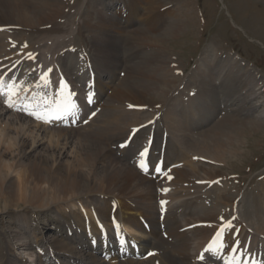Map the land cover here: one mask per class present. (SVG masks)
Here are the masks:
<instances>
[{"label":"rangeland","instance_id":"1","mask_svg":"<svg viewBox=\"0 0 264 264\" xmlns=\"http://www.w3.org/2000/svg\"><path fill=\"white\" fill-rule=\"evenodd\" d=\"M110 1L118 2V0H60V5H57V20L55 19V22L59 24L60 27L62 26L61 28L63 31L54 35L52 39L44 40V48L40 51L43 55H46L44 59H40L37 53L35 55V57L37 56L35 63L32 67L31 64L28 63L25 65L23 64V66L29 65L28 71H32V69L38 65L39 69L41 67L44 69L43 71L52 67L53 71L60 72V64H55L52 61L54 55L55 58L62 56L64 60H72L73 57L75 63H79L80 67L86 64L84 69H87L88 64H90L91 67L94 61L99 70L105 69L106 67L107 69L118 67L120 71L123 72L122 79L119 83H122V80L124 79L123 77L128 76L129 74L130 81L126 82V87L137 90L138 86H133L135 83L134 81H136L134 78L140 75L143 66L147 64L155 67L156 64L160 62L161 58L163 59L164 57L168 62L163 59L165 64H162V66L168 71L174 70L173 74H164L165 80L171 82V88L168 90L165 96L166 98L164 97L165 100L162 98L160 103L152 106L147 105V107L138 104L134 105L135 107H141L144 111L138 112L137 119H132L124 125L116 138H113L110 145H104L108 152L102 158L93 162L94 167L85 166V168L83 167L80 170L81 175L79 176V180L84 187L77 195H72L73 198H76V201L72 198V202V199L67 197V202H61V205H51L49 208L44 207L41 209H38V206L33 205L31 200L28 199L30 198L29 196L32 189V177L29 176L26 181L27 191L24 197H17L16 194L11 193L12 191L7 188L8 185L14 183L17 188L19 184L17 182L18 174L19 172H22L23 166L28 165L31 162L39 163L44 156L52 157L48 167L52 169L57 168L59 171L62 170V172H67L76 160L79 162L81 158L84 157L81 155L83 154L81 148L86 144V140L89 141V144L93 142V139L88 138L87 135L93 137L92 134H95V132H93V128L89 127L80 129V123L76 128L77 130L60 128L65 131L64 134L60 137H51L52 133L57 128L41 123L37 124L32 119L18 115L11 110L8 113H4L0 107V115L3 113L0 117V153L6 150L8 151V155L3 161L1 160L0 164V177L4 179V184L1 185L0 189V247L2 245V249L8 255L11 264H40L39 258L42 256L41 253L43 252L45 255H49L44 258L45 261L42 262L41 260V264H60L59 261L58 263L54 262V256L49 252V249L51 245L63 242V238H65L63 235H66V238L73 237L76 240L80 237L84 238V240H87V238L89 240L92 236L97 235V232L94 234L88 232V229L84 230L86 231L85 233L75 221L72 222V226L69 227L70 230L66 229L63 223L57 224L56 222L62 219L60 214H63L62 209L64 208L68 213L74 212L80 219L86 222L88 221L87 223L90 226L94 225L95 228H97L100 223V227L102 225L101 228L105 231L108 229L115 230L110 223L103 222L97 213H94L95 209H98L103 205L104 200L99 194L105 188L106 177L109 175L111 176L113 172L112 170H119V167L125 163L116 155L114 147L125 140L128 134L133 133L135 131L134 129L139 128L140 131L134 138V140L137 141V139L144 133V127L141 126L149 121L154 123V126L150 128L152 134L147 133V135H145L146 140H143L142 143L149 140L152 143L151 147L155 145L157 150H160V147L163 144L167 146L169 138L165 128H167L166 125H169V121L165 122L162 120L163 113H165L167 108L172 106L173 102H176V99H178L177 104L180 101L182 102V106L180 105L179 107L186 110L185 114L187 117L180 121L183 125H188L186 128H189V130L188 132H182L184 136L180 137V141L182 142L181 146H175V148H171L169 152L167 148L164 150V159L170 161L171 164H173V162L179 163L181 161L178 165H175V168L173 167L174 169H172L171 172L180 168L188 169L186 162L182 161V153H187L189 149L194 150L196 144L194 145L193 142L201 139L205 133L219 132L220 135L223 133L224 135L226 134L230 136L231 134H233V136L239 135L240 133L243 134V136L241 134L239 135L241 137V143L239 145L240 153L236 155V157H231L227 165L222 164L220 166V174L224 175V177L216 178L218 180L215 181L216 179H214V181L216 184L225 182L223 184L224 187L223 185L222 187L220 185L218 187H220L222 193L226 192L225 194L230 197H227L230 201L228 204L230 205L226 208L227 211L224 215L225 218L230 219L228 214L230 211L234 210L235 205L236 213L233 214L232 217L236 216L240 221H244L242 223L237 221V224L242 226L238 235L239 239L242 244L250 239L251 248H256L259 244L258 242H263L264 240V206L261 209H258L259 211L261 210V213L253 211L255 210V203L258 200V196L260 198L264 196V102L262 103L258 98L254 100L255 102L243 99L241 102L242 109H246L251 105H257V108L248 116L242 115L243 113L239 115L237 111V108L240 106L239 100L235 99V102H232L229 107L224 104L221 105L220 102H222V98L229 96V92L223 90L220 85H217V88L213 90V95L214 97L216 96L217 100L220 102H216L217 104L214 106V112L205 108L206 106H212L213 102L211 100L203 101V99L206 98L202 99L201 97V99L197 101V104H199H196L197 108L202 105L199 108V112L196 111L199 114H197V116H205V119L207 120L206 123L199 125L198 123L200 121L188 119V115L190 114L186 105L188 103L187 100L183 99V97L187 98L186 94L188 97H191L188 94V92H190L187 90L188 88L184 89V92L180 97L174 90L180 84H186V87H188V84L191 85L189 87L191 90L190 95L193 94V90H196V92L201 90L203 80H201L196 74L192 75V73L198 68H201L202 70L205 69L210 74L212 71L214 73V70H223L222 74L218 75L219 79L218 77L214 78L216 79L215 83L218 84L219 81L221 82V78L222 86H232L234 88L235 98L238 95L246 97L253 92L249 87V84H251L250 81H254L246 74L245 69L255 71L264 83V0H161L159 2L161 5H159V3H153L152 0H134V2H131L132 0H123L124 2H121L120 5L114 6L113 9H109L107 6ZM176 2L178 3L176 4ZM169 12H171V16L166 18ZM2 15L3 14L0 11V22L1 20H4ZM173 15L176 16V21H174L175 19L173 18ZM125 16H127L126 19ZM119 17L121 20H119ZM51 20L53 19L51 18ZM127 25L128 27H126ZM0 35L3 37L4 41H23L24 45L26 44L28 46V44L34 43V46H36V34L34 31L24 35H10L8 39L2 34ZM127 36L129 37V42ZM10 46H13V44L11 43ZM80 48L82 50H90V52H88L89 54L79 53ZM28 52L31 51H27L26 53ZM69 52L72 54H68ZM230 55L237 59L239 58L238 61L240 62L235 64L231 63L229 59H225V56ZM64 56L66 57L64 58ZM83 57L86 58V60H83ZM79 60L81 61L79 62ZM157 60L158 62H155ZM66 63L68 65L70 61H67ZM80 63L83 64L80 65ZM14 68L15 66L13 69ZM70 68L71 69L69 70L67 66V69L70 71L68 74H70L71 78L77 77V81L75 80L74 82V86L77 87L78 80H80V77H78L79 74H76V77H74L75 70L73 71L71 66ZM23 70L24 69H18L13 75L18 77L16 82L20 83L22 87L31 89L30 95L44 96V92L48 93L50 89L58 84L59 79L58 76H56L57 72L56 74L53 72L50 74L53 83L48 89L35 88V84L38 81L35 79L39 78V76L37 77L34 72L24 76ZM37 70L38 69H36V71ZM182 72L183 74L181 75ZM98 73H100V71L92 73L97 80H99L100 77L105 76L102 73L98 75ZM90 76L91 75L89 74V78ZM105 77L106 79L103 78L104 80H100L104 81L103 83H105V85H110V79L107 76ZM246 77H248V80L250 81H248ZM172 81L174 82L172 83ZM186 81L188 83H186ZM95 87L97 88V84H95ZM156 87L163 89V87L160 86ZM77 89L81 90L79 86ZM84 91L85 89H82L83 93ZM185 91H187L186 94ZM112 93L113 88H111L110 91H107L104 106L102 105L103 109L107 107L108 104L106 101L109 100L108 97H110ZM87 96L88 93L86 94V97ZM0 105L3 108L5 107L2 102H0ZM123 105L129 109V106L127 105L130 104L121 102L120 106ZM202 107L206 110L202 109ZM100 112L101 110L95 116L91 117L88 123L89 125H102L105 115ZM221 112L223 113V116L219 119L222 115L220 114ZM102 114L104 116H102ZM17 116L20 118L23 117L21 121L16 119ZM93 119L95 122H92ZM84 121L86 120H83V122ZM223 121H227L229 124H219ZM189 123L193 126L190 127ZM229 125L233 126V130L229 129ZM129 130L132 131L129 133ZM84 132H87V135ZM108 135L109 134L107 133V136ZM14 140H16L15 143H13ZM125 141L123 142L124 144ZM98 144L91 146V149L94 150L98 148L102 152L103 145ZM130 147L133 146L130 145ZM142 148L144 149V146ZM127 153L129 154V150ZM171 153L177 154L172 157L170 155ZM158 157H160V154ZM118 158L120 159V163L116 164ZM43 171L45 170L43 169ZM129 173L134 174L133 182L126 181L121 176L114 177L113 184L117 183L122 187V189H119L118 191H125L127 188L126 185L129 183L135 185V183L139 184L145 180H152L151 178L145 179L139 171L135 172L129 170ZM94 175H96L97 178H95ZM230 176H232L231 179H233V182L231 181ZM44 179L46 182V177H44ZM175 180H177V177L169 182V191H172V196L168 194L162 195L164 196V200L167 199L168 196H171L172 202L176 201L175 203H177L182 199V204H184V202L188 200V197L195 198V195H193L194 197L192 196L193 193L188 197L182 198L183 194L181 193V190H183L182 187L186 184L183 183V186V184L180 183V180ZM237 181L238 183H236ZM45 182L42 185V189L47 193L45 196V199L47 200L52 188ZM211 182H213V180H211ZM154 183L157 186L158 183ZM202 189H197L196 192L200 196H205V201L203 202L208 206L206 207V212H208L211 210V200L213 199L212 193H214V191H211L213 190L212 188L210 190L205 189V191H202ZM175 190H177V194ZM14 191H17V189ZM200 191H202L203 194H200ZM233 191H235V193H233ZM115 194L117 193L115 192ZM234 194L236 200L234 199ZM179 195L181 198H179ZM200 200H198L197 203L201 206L202 201ZM155 201L153 202V204L156 205L154 208H157ZM251 201L253 205L251 204ZM172 202L169 198L170 204L168 205L167 216L169 213L170 215H173ZM189 202V205L187 204L188 206L191 204L197 205L196 201ZM150 203L151 202H147L146 206ZM175 203L173 204L174 206H178L180 203L178 208L184 207L181 202H178L177 204ZM157 213L158 211L156 209V214ZM95 214L97 218L95 217ZM184 216V213L182 216H178V220L182 226L178 225L177 231L186 226L196 225L190 231H193L194 233L197 232V234L192 237L193 234L189 233L187 235L188 241H186L187 238L176 240L177 246H174L173 249L169 248L161 252L156 259H159L162 264H185L186 262L189 264H204L196 263L194 261L195 257H197L200 252V249H196V247L200 245L204 238H207L208 240L211 238L213 232H215L216 228L219 226L220 216L218 219L213 218L208 223H197ZM92 217L94 218L92 219ZM209 225H212V227H209ZM238 225H235V228ZM73 227L75 228V232L72 235V231H74L72 230ZM95 228H93V230H95ZM249 228L253 229L251 233L249 232ZM111 230L110 233L112 234ZM136 231L140 233L141 229ZM132 232L134 233V231ZM187 232L182 233L187 234ZM144 235L145 237L141 235L133 236L130 234V239L135 238L142 242H153V239H151L149 235ZM100 238H102L101 235H99V239ZM75 241L71 242L72 244L70 243L71 245L68 246L74 249L72 254L69 255L70 257L67 255L65 257H55L58 260L61 258H71L74 261L72 262L73 264L76 262L81 264L83 262L84 264H100L101 261L98 258H103L100 256L101 250H95L92 254L88 253L87 255V253H85L86 251H84L85 248L74 243ZM27 244H30V246H25ZM85 250H87V248ZM258 251H262V249H258ZM119 261L123 262L116 264H149V262L144 263L132 261L130 258H127L125 261L123 259L118 260V262ZM153 261L154 260L151 262ZM69 262L68 259L65 260V263ZM106 264L110 263L107 262Z\"/></svg>","mask_w":264,"mask_h":264},{"label":"bare ground","instance_id":"2","mask_svg":"<svg viewBox=\"0 0 264 264\" xmlns=\"http://www.w3.org/2000/svg\"><path fill=\"white\" fill-rule=\"evenodd\" d=\"M160 1L161 0H152V2L156 3V4L159 3ZM121 2H124V1L123 0L122 1L118 0V2L117 1L116 2L110 1L108 3L107 7L109 9H111V8L113 9L114 6L120 5ZM131 2H134V0H132ZM177 3L178 2H176V4ZM57 5H60V0H0V11L3 14L2 16L4 17V20H1L2 23L0 22V34H2L6 39H8L10 35H12V36L24 35V34H27V33L33 32V31L36 34L35 35L36 46H34L35 45L34 43H32V44L30 43V44H28L27 48L22 47L24 45L23 41H10V40L4 41L3 37L0 35V74H4L6 71H8L10 68H12L14 66L16 67L17 70L18 69H24L23 70L24 76L32 73L33 69H35L34 73L37 75V77L43 72L44 69L42 67L39 69L38 65H36L35 68L32 69V71H28L29 65L23 66V64L25 65L28 63V64H31V67H32V65L35 63V61H33V60L31 61V60L26 58V56H27L26 52L27 51H31V53H33V54L35 53L34 55H36L38 53V56L40 57V59H44L46 57V55H43L40 52L42 50V48H44V40L52 39L54 37V35L63 31V29L61 28L62 26L60 27L59 24H57L55 22L56 15H57L56 12L58 10ZM159 5H161V3H159ZM122 9H124V8H122ZM171 12L168 13L167 17L166 16L165 17L166 18L170 17ZM51 18L53 20H51ZM173 18L175 19L174 21H176L177 18L175 15H173ZM119 20H121L120 17H119ZM47 25H50V26H47ZM126 27H128V25ZM123 28H125V27H123ZM65 31H67V30H65ZM65 34H67V33H65ZM69 36H70V34H69ZM59 39H60V37H59ZM54 40H56V39H54ZM128 42H129V37H128ZM11 43L13 45H15V47L10 46ZM112 43H111V46H112ZM45 48H46V46H45ZM56 50H57V48H56ZM88 52H90V50H85V49L82 50L80 48L79 53L89 54ZM73 53H75V52H73ZM68 54L71 55L72 53L69 52ZM65 57L66 56H64V58ZM163 59L168 62V60L166 58L163 57ZM163 59L161 58L160 62L158 64H156L155 67H152L151 65H147V64L143 66L140 75L139 76L137 75L138 77L134 78L136 81H134L135 83L133 86L136 85V86H138V88H137V90H133V89L126 87V82L130 81L129 74H128V76L123 77L124 79L122 80V83H119L120 80L122 79L121 77L123 76V72H121L118 67L110 68V69H107V67H106L105 69L99 70L97 68V64L93 61L91 67H90V64H88L89 66L87 67V69L86 68L84 69V66L86 64L83 66L82 65L83 63H80V65H82V67H80L79 63H75V59L73 57H72V60H69V59L64 60L62 56H58L55 58V55H54L53 59H52L53 63H55V64L59 63L60 64V72L56 71L57 72L56 76H58V79L61 76H63V78L70 83L72 90H74L78 93V96H77V98L79 99L78 115L81 117V116H84L85 114H91L90 117L88 118L87 123L84 126L80 127V129L85 128V127L93 128V132H95V134H92L93 137H91L90 135H87V132H84L88 136V138L93 139V142H91L89 144V141L86 140V144L83 145L81 148L82 152H83V154H81V155H83L84 157L81 158V160L79 162H78V160H76L74 162V164L72 165V167L67 170V172H62V170L59 171V169H57V168L52 169V168L48 167V164L50 163L52 157H47V156L42 157L41 162H39V163L31 162L28 165L23 166L22 172L21 173L19 172V174H18L17 182L19 184H18L17 188H16L15 184L13 183V184L8 185V187H7L8 190H11L12 191L11 193L16 194L17 197H24L26 194V191H27L26 181H27L29 176L32 177V179H33L32 187H31L32 189H31L30 196H29L30 198H28V199L31 200L33 205L38 206V209H41L44 207L49 208L51 205H55V206L61 205L62 204L61 202H67V197H70L72 199L73 198L72 195H77L78 192L84 187L82 185V182L79 180V176L81 175L80 170L83 167L85 168V166L94 167L93 162H95L97 159L102 158L108 152L107 149H105L106 147L104 145H110L113 138H116V136L123 129L124 125H126L132 119H137L138 114H139L138 112L144 111V109H141V107H135L134 105L138 104V105H144L146 107H147V105L152 106V105H155L157 103H160L161 99L162 98L164 99V97L166 96L168 90L171 88V82L165 80L164 74H166V75L173 74L174 70L168 71L166 68H164V66H162V64H165V61H163ZM225 59H229L231 63H235V64H238V62H240V61H238L239 58L237 59L231 55L225 56ZM57 60H59V61H57ZM83 60H86V58L83 57ZM67 61H70V63H68V65L66 63ZM80 61L81 60H79V62ZM150 61H152V60H150ZM155 62H158V60ZM61 66L64 70L61 68ZM67 66H68L69 70L71 69L70 66L73 68L72 69L73 71L75 70L74 71L75 72L74 77H76V74L77 75L79 74L78 77H80V80H78L79 82L76 85L77 87L74 86V82H75V80L77 81V77L76 78L70 77V74H68V72H70V71L67 69ZM36 69H38V70L36 71ZM90 69H91L92 73L93 72L97 73L100 71V73L107 76L110 79V85H107V84L105 85V83H103L104 81H101V80H104L103 78L106 79L105 76L100 77L101 80L100 79L97 80V78L95 79V76L91 75ZM82 70H84L86 74L81 75L80 72ZM195 71H196V73H195ZM195 71L192 73V75L196 74L198 77L201 78V80H203L204 88L202 86L201 90H199L198 92H196V90H193V94L190 95L191 90L189 89V87L191 85L188 84V87H186V84H183V85L180 84L181 86L178 84L179 86H177L174 91H175V93H177V95L179 94V97H180V95H182V93L184 92V89L188 88L187 90L190 91V92H188V94L191 97H188V95L186 94L187 91H185L187 98L183 97V99L187 100V103H188V104H186L187 110L190 112V114L188 115L189 116L188 119L200 121L198 123L199 125L206 123L207 120L205 119L206 117L204 115H203L204 117L197 116V114L199 112V108H200V106H202V105H200L197 108L196 107L197 101L199 99H201V97H202V99L206 98V99H203V101L211 100L213 102L212 106L211 107L206 106L205 108L210 109L212 112H214L215 111L214 106L217 104L216 102L218 100H217L216 96L214 97V95H213L214 91L213 90H215L217 88L216 87L217 85H220L223 90L229 92L228 93L229 96L226 95L227 97L222 98L223 99L222 102H220V101H218V102H220L221 105L224 104L227 107H229L230 104H232V102H235V99H238L239 103H240L239 108H237L239 115L243 113L242 115L248 116L257 108V105H251L250 107H248L246 109H242L241 108V105H242L241 102L243 99H245L246 101L255 102L254 100L256 98H258L260 101H262V103L264 102V83H263V80H261V78L253 70H246L245 69L246 74L248 76H250L251 79L254 81V82H252V81L248 80V77H246L247 80L251 82V84H249V87L253 90V92L248 94L246 97L242 96V95H238L236 98H235V94H234V88L232 86H222V79L221 78H220L221 82L219 81L218 84L215 83L216 79H214V78H217L218 75L222 74L223 70H214V73H216V74H214L213 71L210 74L205 69L202 70L201 68H198ZM53 72H54V74H56L55 71H53ZM87 72L91 75L90 78H89V74ZM183 72L181 73V75L183 74ZM100 73H98V75H100ZM87 75H88V77H86ZM140 78H141V80H140ZM176 79H178V78H176ZM218 79H219V77H218ZM35 80H38V78H36ZM168 80H169V78H168ZM211 80H213V81H211ZM173 82L174 81H172V83ZM186 83H188V82L186 81ZM93 84H94V86L92 87ZM95 84H97V88L95 87ZM78 86L81 90L77 89ZM156 86L163 87V89L157 88ZM111 88H113V93L111 94L110 97H108L109 100L106 101L108 104V105L106 104L107 107L105 109H103L102 105L104 106L105 98L107 97L106 96L107 91H110ZM193 88L195 89L194 86H193ZM82 89H85L84 93L82 92ZM93 92H94L95 96L92 97V102L89 103L87 97L89 95L92 96ZM87 93H88V96L86 97ZM108 94H110V93H108ZM81 96H85V99H81ZM192 96L193 97L195 96V97L193 98ZM170 98H172V97H170ZM177 100L178 99H176V102L172 103L171 107H169V108L166 107L167 110L165 111V113L162 112L164 114L162 120H164L165 122L169 121V125H166L167 128H165L167 130L166 133H168V138H169L167 146H165V144H163L160 147V150H157V147L155 145L153 147H151L152 143L149 140L145 143L144 142L142 143L143 140H146L145 135H147V133L152 134V131H150V128H152L154 126V123H151V124L145 123L144 133L137 139V141H135L134 138H135V135L140 131V129L139 128L134 129L135 131L133 133H130L132 130H129L130 134H128L127 138L125 139L126 141L123 140L122 142L118 143L114 147V152L116 153V155L121 160H123L125 163H123V165H121L119 167V170H116V171L112 170L113 172H112L111 176L109 175L106 177L105 188L99 194V196H102L101 198L104 200L103 205L100 206L98 209H95L94 213H97V215L99 216V218L103 222H108L112 225L113 220H115L121 227L126 229L133 236L141 235V236L145 237L144 234L146 233V235H149V237L151 239H153V242H150V241L149 242L148 241L141 242L140 241L139 242L140 250H137V248L135 249V247H134L135 245L133 246V248H130L128 246L126 247V250L130 254H133V256H136V257L138 255V253L140 254V253H144V251H146L145 253H147L149 251H153V255L149 256L146 259H144L142 256H138L137 260L135 259L132 261H139V262H144V263L149 262V264H162L159 259H156L157 256L161 252H163L169 248L173 249L174 246H177L176 240L187 238L186 241H188L187 235L189 233L193 234L192 237H194L197 234V232L194 233L193 231H190L196 225L186 226V227L180 229L179 231H177L178 225L182 226V224L178 220L179 215L182 216L184 213L185 218L192 219L193 221H195L197 223L198 222H207L208 223L213 218L218 219L219 216L223 217L226 214L227 206L230 205V204H228L230 202L228 200V198H230V197L227 196V194H225L226 192L223 191L224 193H222L221 192L222 190H220V187H218L219 185L222 187V185L225 182L216 184L215 181L218 180L216 178H220V177L223 178L224 177V175L220 174L221 173L220 166L222 164L227 165L228 161L230 160L231 157H233V156L236 157V155H238L240 153L239 152V145L241 143V140H240L241 137L239 135L241 134L243 136V134L240 133L239 135H236V136H233V134H231V136H230V135H226V134L224 135L223 133H222L223 135L222 134L220 135L219 132L218 133L210 132L209 134L205 133V135L201 139L193 142L194 145L196 144V146H194L195 147L194 150L191 148L192 150L189 149L187 153H184V152L182 153V161L186 162L188 169H181L180 168V169H177L176 171L171 172L172 169L170 167L172 165H178L181 161L178 160V161H180L179 163L173 162V164H171L170 161H167L166 159H164V150H166V148H167V150L169 152L171 150V148H175V146H181L182 142L180 141L181 140L180 137L184 136V134H182V132H188V130H189V128H186L188 125L187 126L183 125L180 121L183 118H187V117L185 114L186 110H184V108L179 107L180 105L182 106V102L180 101L181 103L178 102V104H177ZM121 102H125L126 104H130V105H127V106H129V109L126 108L124 105L120 106ZM197 105H199V104H197ZM0 107L4 111V113L10 112V110L7 109L6 107L3 108L1 105H0ZM203 107H202V109L206 110ZM100 110H101L100 113H103L105 115V119L103 120V122L101 121L102 125L101 126L89 125L88 123H89L91 117L95 116ZM196 111H198V112H196ZM149 112H151V111H149ZM206 113H208V112H206ZM103 114H102V116H104ZM220 114H222V115L219 119H221L223 116L222 112ZM1 115H0V117H1ZM218 115H219V113H218ZM196 116H197V118H196ZM22 118H20L18 116L16 117V119L18 121H21ZM25 119H27V118H25ZM227 121H225V122L223 121L219 124H222V123L229 124V122H227ZM92 122H95V120L93 119ZM189 125H190V127L193 126L190 123H189ZM51 129H53V128H51ZM61 129H63V128H61ZM61 129L60 128L55 129V131L52 133L51 137L62 136L65 131L61 130ZM229 129L233 130V126L229 125ZM75 130H77V129H75ZM107 133L109 134L108 136H107ZM164 134H165V132H164ZM106 136H107V138L105 139ZM191 138H192V136H191ZM124 141H125V144L123 143ZM132 141H134V142H132ZM15 142H16V140H14L13 143H15ZM99 142H101V143H99ZM131 142H132V144H131ZM177 143H178V145H177ZM97 144L103 145L102 152L98 148H96L94 150L91 149V146L97 145ZM130 145L133 147H130ZM143 146H144V149L148 148V156H147V163L149 160V163H148L149 171L147 172L148 175H145L140 170H138V165L142 159L140 157L139 153L144 150L142 148ZM141 149H143V150H141ZM128 150H129V154L127 153ZM181 150H183V149H181ZM7 152L8 151L6 150V151L0 153V164H1V160L3 161V159L8 155ZM159 154H160V157H158ZM176 154L177 153H171L170 155L172 157H174V155H176ZM151 155L153 156L154 161L149 158V156H151ZM119 158L117 159L116 164L120 163ZM178 161H176V162H178ZM157 165H159L160 168L162 169L161 173H159V174H157L155 171V166H157ZM43 169L45 171H43ZM129 170H132L135 172L139 171L141 173V175L144 176L145 179L151 178L152 180H145L144 182L139 183V184L135 183V185H131L129 183L128 185H126V187H127L126 190L123 192H120L118 190L119 189L121 190L122 187L119 186L117 183L113 184L114 183L113 179L116 176H121L126 181L133 182L134 174L129 173ZM94 176H95V178H97L96 175H94ZM169 176L171 177V179H168ZM44 177H46V182H45ZM176 177H177V180H175V181L180 180L181 184H183V183L186 184L185 186L183 184L184 187H182L183 190H181V193L183 194L182 198L188 197L192 193H193L192 196L195 195V198H189L188 197L187 198L188 200L186 202H184V204H182L183 203V201H181L182 199L180 201H178V202H181V204L185 207V210H184V207L178 208L180 206V203L178 206H174L173 204L176 201L172 202V197H171L172 191H169V189H170L169 188V186H170L169 182L173 181ZM231 178H232V176H230V179ZM214 179H216V180L214 181ZM211 180H213V182H211ZM231 181L233 182V179H231ZM44 182L52 188L51 193H49V196L47 197L48 198L47 200L45 199V196L47 193L45 192V190L42 189V185L44 184ZM154 182L158 183L157 186L155 185ZM236 183H238V181ZM3 184H4V179L0 177V189H1V185H3ZM173 184H171V185H173ZM179 186H181V185H179ZM223 187H224V185H223ZM175 188H178V187H175ZM211 188L213 189L211 191H214V193H212L213 194L212 195L213 199L211 200L212 205L209 204V205H211V208H210L211 210L206 212V207H208V206L206 205L205 202H203V201H205V196L198 195L196 190L202 189V191L203 190L205 191V189L210 190ZM216 188H218V189H216ZM16 189H17V191H14ZM162 189H167L168 191L163 192V191H161ZM175 191L177 194L178 193L177 190H175ZM202 191H200L201 192L200 194H203ZM228 191H229V189H228ZM115 192L117 194H115ZM173 193H174V191H173ZM233 193H235V191H233ZM252 193H251V195H252ZM166 194L171 195V196H168V198L166 197L167 199L164 200L163 199L164 196H162V195H166ZM169 198L171 199V202L173 203L172 204L173 207L172 206L171 207L173 208V215L174 216L172 214L170 215V213L167 216L168 207H169L168 205L170 204ZM177 198H178V196H177ZM179 198H181V196ZM73 199L76 201V198H73ZM73 199L71 200L72 202H73ZM192 199H194V200H192ZM200 199H202V200H200ZM234 199H235V194H234ZM257 199L258 200L255 203L257 207L255 206V210H253V211H255L256 213H259V212L261 213V210L259 211L258 209H261L264 206V196L261 198L258 196ZM198 200L202 201L201 206L198 205V203H197ZM235 200H234V202L236 203ZM154 201L157 204V208H154V207H156V205L153 204ZM161 201H166V203L162 206ZM189 201H191V202L196 201L197 205L191 204L190 206H188L190 203ZM220 201H221V203H220ZM78 202H79V200H78ZM147 202H151V203L148 206H146ZM177 203H175V204H177ZM251 204H252V201H251ZM160 208L166 209L165 213H159L158 209H160ZM156 209L158 211L157 214H156ZM62 211H63V214H60V215L64 221L61 219L62 221L58 220L56 223L57 224L63 223V225L66 229L70 230L69 227H71L72 222L75 221L78 223L79 227H81V229H83V231L86 228L90 227L89 230L91 233L95 234L96 232H100L99 229L95 228L94 225H93L94 227L90 226L87 223L88 221L86 222V221L80 219L78 216H76L74 212L72 213L69 210L70 213H68L65 208L62 209ZM235 213H236V208L234 205V210L230 211V213L228 214L230 216V219L232 218V215ZM95 217L97 218L96 214H95ZM234 217H236V216H234ZM93 218L94 217H92V219ZM237 221H240V220L236 217V219L233 221V223L235 225H238ZM240 222L242 223L244 221L241 220ZM207 223H204V224H207ZM245 223H243V224H245ZM145 227L147 228L146 230L144 229ZM93 228H95V230H93ZM241 228H242V226L238 225L235 229H238L239 233H240ZM140 229H141L140 233L138 231H136V230H140ZM249 229H250L249 232L251 233L253 229H251V228H249ZM72 230H74V231H72V235H73L75 232V228L73 227ZM132 231H134V233ZM76 232H77V230H76ZM84 232L86 233V231H84ZM182 232H187V234L182 233ZM180 233H182V234H180ZM214 233L215 232H213V235H214ZM239 233H238V235H239ZM59 234H60V230H59ZM212 236L209 240L207 238H204V240L200 243V245H198L196 247V249H200L198 256L195 257V259H194V261L196 263L214 264L212 259H207V258L204 260L199 259V257L201 256V253H204L205 257L211 256L210 255L211 253H205L204 247L206 248V246L209 244V242L212 239ZM63 237H65V238H63L64 241L60 242V243L58 242L56 245H51L49 252L52 254V256H54V259H53L54 262L58 263V261H59L60 264H63V263H65V260L68 259V261H70V262L65 263V264H73L72 262H74V261L71 258H61L58 260L55 257V256L65 257L66 255L69 256L74 251V249H72L68 246L71 245L72 244L71 242L75 241L76 239L73 237L72 238L71 237L66 238V235H63ZM59 238H60V236H59ZM77 240L74 243L79 244V246L81 245L82 248H85V249L87 248V250L84 249V251H86L85 253H87V255H88V253H91V251L97 250L98 248H99V250L101 248H105L104 244L100 245V242L97 240H94L93 238L90 240H88V238H87V240H84V238L80 237ZM110 240H113V238ZM136 240H138V239H136ZM250 242H251L250 239H248L243 244L241 243L243 246L241 247V249L237 253H241L243 255V258H252L254 256L256 258L255 259L256 261H257V257H259V256L264 257V248H262V247H264V240H263V242L259 241L258 242L259 244L254 249L251 248ZM247 244H249V247L246 249ZM25 246H30V244L29 245L27 244ZM47 249H48V247H47ZM258 249H262V251H258ZM110 250H111L110 248H106L105 256L107 254H110ZM119 250H120V247L113 251V252H115V254L112 253V256H113L112 260H117L119 258H122V255H119ZM133 251H135V253ZM41 254H42V256L39 258L40 264H41V260H42V262L45 261L44 258L49 255V254L45 255L44 252ZM222 254H224V253H222ZM225 255H228V253H225ZM98 259L101 261L100 264H106L101 258H98ZM152 260H154V261L151 262ZM120 262H123V261H119L117 263H120ZM85 263H87V262H85ZM0 264H11V261L8 259V255L2 249V245L0 247ZM74 264H81V263L76 262ZM82 264H84V262ZM87 264H90V263H87ZM110 264H116V263H110ZM185 264H189V263L186 262Z\"/></svg>","mask_w":264,"mask_h":264},{"label":"snow or ice","instance_id":"3","mask_svg":"<svg viewBox=\"0 0 264 264\" xmlns=\"http://www.w3.org/2000/svg\"><path fill=\"white\" fill-rule=\"evenodd\" d=\"M13 46L15 47V45ZM22 47L27 48V45L25 44ZM26 58L33 61L36 60L35 55L31 52L27 53ZM33 72H35V69H33ZM52 73V68L43 71L42 74L39 75L35 88L48 89L53 83L50 77ZM17 80L18 77L15 75L9 76L8 73L0 74V98L6 97L3 99V103L7 109L17 111L26 117L49 126H55L58 123L65 122H70L71 124L76 123L79 106L74 98H76L78 94L72 90L70 83L66 81L63 76L59 78L58 87L51 96H49L47 92H44L41 103H33L27 96H21V92L27 93L29 90L28 88L22 87L20 83H17ZM87 99L89 103L92 102L91 95H89ZM69 118H71L70 121ZM148 123L151 124L152 121ZM65 126H67V124H65ZM141 127H145V125ZM139 155L142 158L139 167L147 171L148 163L144 158L148 156V148L141 151ZM155 171L159 174L162 169L157 165L155 166ZM168 179H171V177L169 176ZM161 191L167 192L168 190L162 189ZM165 203L166 201H161L162 206ZM219 219V226L216 228L211 241L204 251L205 253L212 254L210 257H207V259H213L215 261L220 259L222 253H228L224 259V264H232L233 257L231 253L238 252L243 246L238 236L239 230L235 229V225L233 224L236 217L233 216L231 219L220 217ZM113 226L116 232V239L119 242L121 250H123L126 245L132 242L126 240L125 237L121 235V226L115 220H113ZM209 227H212V225H209ZM199 259H206L204 253H201ZM235 260L239 262L240 256H236ZM244 264H248L247 260L244 261Z\"/></svg>","mask_w":264,"mask_h":264}]
</instances>
